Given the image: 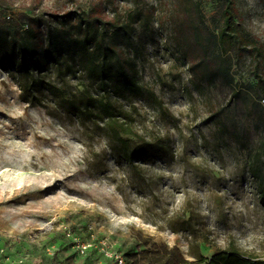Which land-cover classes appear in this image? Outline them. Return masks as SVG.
Returning <instances> with one entry per match:
<instances>
[{
    "label": "rangeland",
    "instance_id": "1",
    "mask_svg": "<svg viewBox=\"0 0 264 264\" xmlns=\"http://www.w3.org/2000/svg\"><path fill=\"white\" fill-rule=\"evenodd\" d=\"M225 7L0 0L13 29L34 15L57 27L52 16L74 12L121 26L119 52L134 61L145 95L114 101L135 109L137 130L154 146L126 162L102 130L28 104L0 69V264H197L230 244L264 258V207L249 169L264 140V57L246 50L264 53V0H235L245 45L221 60ZM68 82L98 94L81 74Z\"/></svg>",
    "mask_w": 264,
    "mask_h": 264
},
{
    "label": "trees",
    "instance_id": "2",
    "mask_svg": "<svg viewBox=\"0 0 264 264\" xmlns=\"http://www.w3.org/2000/svg\"><path fill=\"white\" fill-rule=\"evenodd\" d=\"M225 1L218 35L221 60L229 58L230 51L244 46L246 40L236 19L235 0ZM27 18L19 29H13V17L0 18V69L17 83L22 99L32 106L65 109L87 129L102 130L106 140L119 147L126 162L133 163L151 152L153 142L137 130L135 109L124 110L114 101L145 95L134 61L119 52L117 36L123 28L87 12L52 16L57 27L43 16ZM246 50L254 57H264L258 46H246ZM53 73H57L55 78ZM79 74L98 85L97 95L88 86L71 91L68 78ZM257 78L264 100V76L258 74ZM249 169L264 207V140L252 156ZM197 264H264V258L245 255L230 244L229 249L211 258L201 256Z\"/></svg>",
    "mask_w": 264,
    "mask_h": 264
}]
</instances>
